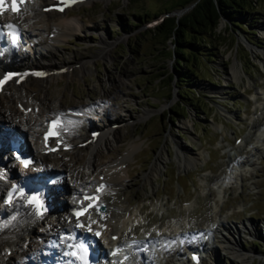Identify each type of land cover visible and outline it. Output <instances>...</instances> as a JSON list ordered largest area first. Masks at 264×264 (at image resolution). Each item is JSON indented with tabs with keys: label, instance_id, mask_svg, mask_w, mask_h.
<instances>
[{
	"label": "rangeland",
	"instance_id": "rangeland-1",
	"mask_svg": "<svg viewBox=\"0 0 264 264\" xmlns=\"http://www.w3.org/2000/svg\"><path fill=\"white\" fill-rule=\"evenodd\" d=\"M33 1L40 6L49 3V0ZM179 1L85 0L62 15L43 14L33 23H25L30 30L28 36L18 24L22 33L9 65L11 69L21 71L29 60H33L35 50L44 52L43 49L52 46L59 66L70 67L62 74L42 80L29 79L25 88L34 97L40 96L38 85L43 80L47 84V100L60 101L63 108L72 106L77 109L112 93L110 103L115 107L107 108L108 118L103 113L89 117L88 124L84 121L80 124L86 130L99 129L97 133L103 128L106 131L109 127L115 129L108 146H98V155L92 159L100 166L110 164L130 146L134 147L126 160L128 175L120 197L126 200L130 215H135L138 223L122 232L120 240L145 236L143 232L147 226L146 234L150 232L147 237L156 229L158 234L171 237L173 232L169 227L175 221L187 233L186 238L165 246L164 242V250L153 247L151 252L156 257L151 260L154 264H173L175 259L183 258L188 245L207 248L208 256L201 264H264V141L254 151L250 150L254 142L252 131L261 128L264 122V116L257 122L252 120L264 111V0H256L255 10L248 16H236L232 21L221 19L213 41L200 40L201 56L190 58L187 63L195 75L184 79L188 83L179 82L175 75L169 81L167 75L173 73V59L167 55L172 46L149 31L153 28L149 25L151 20L181 16L183 13L177 15V12L182 9L163 13ZM62 17L72 31L69 36L51 44V27ZM227 22L240 23L246 29L242 32L237 27L227 26ZM45 42L48 46L44 45ZM255 51L261 54H254ZM232 66L240 73L238 77H231ZM6 97L7 93L0 96L5 107ZM15 102L18 101L11 102L15 116L10 122L18 128L21 119L28 117L37 125L40 118L26 113L23 106L21 112ZM22 113L24 118H21ZM187 122L191 127L181 126ZM219 124L221 130L215 129L214 126ZM236 137L241 138V143L235 146L232 141ZM26 139L29 148H34L29 137ZM84 148L47 156L51 169H59L58 159L62 158L67 161V166H73L74 174L82 173L81 166L88 155ZM235 151L238 154H234ZM159 153L165 154L168 160L161 162L151 190L144 184L143 177L156 163ZM181 154L185 158L196 157L197 162L188 168H179ZM235 158L238 161L243 158L242 164L250 166H232ZM91 178L93 183L99 180L96 175ZM222 180L226 185L218 197L220 184L217 182ZM0 207L5 209L4 213L10 214L1 201ZM217 220L238 228L234 251L246 253L247 263L237 261L219 248L211 252L215 243L211 234L203 233L208 238L201 243L202 234L198 232L209 225L211 227ZM243 223L252 227L242 230L240 225ZM32 229L29 244H25L28 237L23 234L24 244L18 242L5 252L4 258L9 264H26L21 251L38 241L36 236L42 227L32 224Z\"/></svg>",
	"mask_w": 264,
	"mask_h": 264
},
{
	"label": "bare ground",
	"instance_id": "bare-ground-1",
	"mask_svg": "<svg viewBox=\"0 0 264 264\" xmlns=\"http://www.w3.org/2000/svg\"><path fill=\"white\" fill-rule=\"evenodd\" d=\"M20 13H17L15 16H13L12 20L16 23L17 26H19L18 24L22 26V29L25 32L26 36L30 34V30L27 28L25 23L26 22L31 23L32 21H35L37 18H40L41 16L43 17V14L47 15V13H42V6H40V4L39 5L36 4L33 1H31L29 11L24 13V15H21ZM63 13L65 12H62V14ZM2 17L3 16L0 17V20L4 19L6 16H4L3 18ZM51 28L53 29V31H51V33H53L51 44L57 43L60 39L62 38L64 39L65 37L69 36L70 31H72V29H70L71 28L70 25L65 21L64 17H62ZM31 37L32 36L30 35L29 38ZM104 44L106 45V47H109V45L106 42H104ZM44 45L48 46L46 42L44 43ZM17 47H18V43L15 45V48ZM43 50L44 52L35 50L33 60H29L30 63L28 62L29 64L27 66H24L21 69V71H16L15 69L11 70L14 76L10 80L12 81V83L6 85V88L8 86L12 87L5 92L8 94V98L6 97L7 106L6 107L4 105L2 106L1 104L2 102L0 101V115H2L0 116V140L2 141L5 140L8 132H11V134H15L20 137L27 135L30 138L34 139L36 146L38 147V148H34V150L32 151L34 153V159H35L34 166L40 169V172L36 175V176H39L38 179H40L41 176L44 173L48 172L51 167L47 159L48 155L42 154L43 149L40 146V140H39L38 133L40 130L41 121H43L44 119H47L48 116L59 114L61 116V120L64 122L63 127L60 129V135H61L62 140L64 141L63 145H72L71 146L72 149H75V148L77 149L79 147V143H81L84 140L90 139V142L87 145L82 146V147H85L84 150L85 149L88 150L87 152L88 155H87L85 164L84 166H81L83 170L82 173L74 174L71 170L73 166H69V165L67 166L66 164L67 161H65L62 158H59L58 161L60 164V169L65 174V177L70 182L71 186L66 187L63 184V182H62L63 185L61 184V186L58 185V183H55L54 186L49 187L48 190L51 192L50 195L53 194L52 193L53 191H55V193L58 196L59 195L62 196L60 198H64L66 201H69L70 200L69 197L77 195L81 189H87V187L92 188L94 186L92 184L94 180L91 177H93L94 175H96V177L98 178L100 177V181H105L107 183L106 187L100 193V200H99V202H102L105 204L106 210L105 212H103V214L97 213L93 210L89 211L84 216L86 227H94V229H98L97 227L101 225H105V228L101 234L100 240L102 242H106V244H108L110 247L112 245L119 244V246H121L122 248L124 247L123 249L125 248L128 249V247H125L124 243L122 244L120 242L119 235L122 232H125L128 229H131L133 226H135L136 223H138V221L135 215L133 214L130 215L128 211V203L126 202V200H124L123 196L120 197V195H122V193H120V190L122 187L126 186V176L128 175V171L126 170V160L127 159L129 160L131 153L134 151V147L130 146L128 151H126L121 156H117V158L114 161L112 160L113 162L111 161L110 164L100 166L98 163H94L95 161L92 162V159L98 155L97 154L98 146H101V145L108 146V144L110 143L109 137L111 135L114 136L115 129L113 130V128L109 127V131H106V129L103 128L101 132H98V133L96 132L95 135L90 136L89 131H86L85 127H83L80 124L81 121L87 122L88 124L89 117L95 116L94 114V112L96 113L95 109L97 107H103V105L106 106V110H105L106 112L104 113H106V117L108 118L109 110H107V108L109 109L111 106L112 107L114 106L113 104L110 103L111 99L113 98V97L111 98L112 93L111 94L104 93L105 94L104 98L95 99L94 101H92V104L90 105H80L76 107L78 110L72 109V106L63 108V105L61 104L60 101L59 102L58 101L49 102L47 100V90H46L47 84L46 82L44 84L43 82L44 80H43L42 83L40 82L41 84L38 85V92L40 96L34 97L33 94L29 93L28 90L25 88V85H26L25 83H29L30 82L29 79H32L33 77L32 75H34L33 70L38 69V68H41V69L44 68L46 71H52L54 69L57 70V69L62 68L61 66H59L60 63L58 64V62L54 58L53 51H56V50L52 46L50 47L48 46L47 50L46 49H43ZM254 54H261V53H259V51H255ZM262 56L264 57V53L262 54ZM4 61L6 63H10V60L8 58L4 59ZM7 66L9 65L7 64ZM68 67L70 66H63V68H68ZM3 68L7 69L10 67H6L5 65ZM239 75L240 73L234 69V66H232L231 77L235 78V77H238ZM20 77H24V79H23V82L17 86V79ZM21 88H22V91H21ZM4 91L5 90L3 89L2 92L0 93V96L2 93H4ZM114 92L115 91H113V93ZM41 95L43 97H41ZM15 100L18 101V102H15V104L18 105V107L23 106L24 110L27 111L29 109L30 113H33L35 117L40 118V121L36 123L37 125L33 123V119H28V117L24 118L23 113L21 114V118L23 117L24 119L23 120L21 119V123H19L18 128H16L11 123L12 121L10 122L11 117L15 113L14 108L11 107V102ZM258 109H259V106H258ZM78 112H83L82 113V115L84 116L83 119L74 118V114H77ZM224 113L226 116H230L227 112L224 111ZM263 116H264V111H261L260 113H258V115L253 117L252 120L257 122V120L259 118H260L259 120H261ZM190 125L191 124L187 122V123H182L181 126L184 128H189L191 127ZM214 127L217 130H221L222 125L219 124V125H215ZM80 130H83V133H80ZM252 134H254L253 135L254 142L252 145H250V150L254 151V149H256L258 146H261V143L264 141V122L261 128H258L252 131ZM94 136L96 137L93 138ZM234 154H238V152L235 151ZM179 156H181L180 158H178L179 168L181 167L188 168L191 165H195V163L197 162L196 157L185 158L182 154ZM237 158H240V156ZM237 158L232 160V166H245V164L247 165V163L245 162H244L245 164H242L243 161L242 160L238 161ZM166 160H168L167 156L165 154L159 153L156 163H154L151 166L150 171L146 175H144L143 177L144 184L148 185L151 188V190H153V187H154L153 186L154 184H152L153 178H155L157 173L159 172L161 162L166 161ZM6 166H8L7 167L8 173L13 178H15V175H20L21 177H24L27 175V173L23 171H20V170L15 171L13 170V168L11 169L10 164H7ZM85 173H86V176H85ZM226 178H224L223 180L225 181ZM223 180L220 182H217L218 184H220V187L217 191L218 197L220 196V193L222 192L221 190L223 186L226 185L225 184L226 182H224ZM5 185H6L5 176L0 171V194L3 191V189H6ZM56 197L53 196L51 203L53 205L62 207V210L54 217L52 221L48 220V218L47 219L42 218L41 220L34 218L30 207L24 206L19 200H16L12 204H10L8 207H5L9 210V213H10L9 215L6 213V211L4 213L5 209L0 207V264H9L5 260L6 258L5 252L11 250L12 246H17V244L19 243L24 244V242H22V237H21L23 234L24 236L26 235V237H28L29 239H32L30 236V233H32V230H33L32 229L33 223H36V224L38 223L40 227H42V230L36 236L37 238L41 237L45 239L49 237V235H53V234L60 232L61 229H67V230L69 229V224H65L64 220H65V217L68 216L70 207L65 203V201L59 202L60 198L58 200ZM0 201H1V205L3 206L2 204L3 196L0 197ZM214 223L217 224V226L213 228L207 227L208 229H205V233L211 234L212 237L215 238V241L213 240L215 243L211 246V249H210L211 252L219 248L222 252L229 254L232 258L236 259L237 261H240L242 263H247L246 253H242V252L236 253L234 251V248H235L234 246L236 245V238L239 235L238 228L226 226V224L220 220H217ZM173 225L175 226H172V229H174V231H178L179 224L174 223ZM249 226L252 227L251 224L243 223L240 225L242 230L243 229L247 230ZM111 235H115V239H111ZM176 235L181 236L182 232H176ZM34 237L35 236L33 235V238ZM146 239L149 240L150 242L148 246L149 250H148L147 255L143 257L144 254L141 255L139 252L136 254L132 253V256L128 259L129 261H127V263L138 264L137 262L140 261L141 264H153V261L151 260L152 257L151 256L148 257V255H152V252L150 251V249L152 247H158L159 245H161L162 241L164 243L167 240L165 235L157 234L156 230H154L148 237H146ZM136 247H137V244L131 247V250L132 248H136ZM44 248L45 247L40 244H37V243L33 244L28 249L32 253V255L30 256H29V251L23 250L22 254L24 255L23 260L25 261V263L31 264L32 262L36 261L37 258L39 259L40 254H42L44 257L49 258L50 253L48 255L47 251H45ZM3 251L4 253L1 254ZM121 254L122 252L119 251L117 255H115L113 258L111 259L108 258L107 263L108 264H118L116 260L120 257Z\"/></svg>",
	"mask_w": 264,
	"mask_h": 264
},
{
	"label": "trees",
	"instance_id": "trees-1",
	"mask_svg": "<svg viewBox=\"0 0 264 264\" xmlns=\"http://www.w3.org/2000/svg\"><path fill=\"white\" fill-rule=\"evenodd\" d=\"M255 3L256 0H180L179 3L172 4L171 7L165 9L163 13L168 14L193 4V6L181 16H167L149 30L153 32V36L162 38L164 42L169 41L172 46L168 50L169 53L167 57L173 59L171 69L174 74L171 73L167 75L169 81L174 79L175 75L179 82L188 83V81H184V79L190 76L194 77L195 75L192 74L190 65L187 63H189L188 60L190 58L193 59L201 56V53H199L200 40L207 39L209 42L210 40L213 41L217 36L215 30L221 19L232 21L236 16H248L250 13L254 12ZM152 21L153 20L150 22ZM145 22L146 21H143V23ZM226 25L237 27L242 32L246 29V27L240 23L227 22ZM166 74L167 73H165V75ZM194 92L195 91H192V93ZM172 113L176 114V112L173 111Z\"/></svg>",
	"mask_w": 264,
	"mask_h": 264
},
{
	"label": "snow or ice",
	"instance_id": "snow-or-ice-1",
	"mask_svg": "<svg viewBox=\"0 0 264 264\" xmlns=\"http://www.w3.org/2000/svg\"><path fill=\"white\" fill-rule=\"evenodd\" d=\"M6 0H0V13L3 12V5L5 4ZM25 2V0H11V10L14 13H17L19 11V7L18 4H23ZM62 10V9H60ZM4 28L9 29V35H12L13 38H15V25L9 23L6 25H3ZM9 79V77H5V80ZM0 83H3V81H0ZM58 126V122H53V127ZM51 135H57V133L55 132H50ZM46 139H47V134H46ZM25 166H27L28 162L24 161ZM103 185H101L97 191H100L103 189ZM16 191V189L14 188L12 190V192L9 193V199L6 201L7 203L11 202V196L12 194ZM20 195H24L23 192L20 193ZM85 199L89 200V201H98V197H91V196H85ZM28 203L29 204H35L37 206V214H42V212L40 211V208L42 207V202L40 200L39 196H31L28 197ZM89 208H96L97 210H99V204L98 203H89L87 205L84 206V209L82 211H77L74 213V215L77 217V220L79 219V216L83 215L87 209ZM103 218V217H102ZM77 227H84L83 224L77 223ZM96 235H99V233H96ZM115 238V237H114ZM75 247H78L82 252L86 253V248L84 247V245L81 243L79 245H76ZM72 255H76V253H72ZM113 255H116V252L113 253ZM81 259H84V257L82 256ZM85 264H87V262L85 261Z\"/></svg>",
	"mask_w": 264,
	"mask_h": 264
},
{
	"label": "water",
	"instance_id": "water-1",
	"mask_svg": "<svg viewBox=\"0 0 264 264\" xmlns=\"http://www.w3.org/2000/svg\"><path fill=\"white\" fill-rule=\"evenodd\" d=\"M192 6H193V4L190 5V6H188V7L183 8L180 12H177V15L186 12V11L189 10Z\"/></svg>",
	"mask_w": 264,
	"mask_h": 264
}]
</instances>
